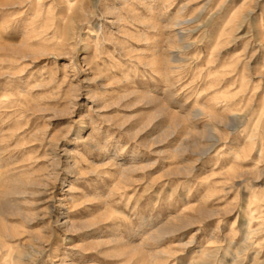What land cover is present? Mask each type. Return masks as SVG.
I'll list each match as a JSON object with an SVG mask.
<instances>
[{"label":"rangeland","instance_id":"rangeland-1","mask_svg":"<svg viewBox=\"0 0 264 264\" xmlns=\"http://www.w3.org/2000/svg\"><path fill=\"white\" fill-rule=\"evenodd\" d=\"M69 1L0 0V204L17 199L34 217L31 257L15 264H193L207 253L264 264V144L250 143L245 101L211 102L212 73L230 72L223 86L235 91L229 65L245 44L260 49L250 24L213 54L225 21L206 22L221 0H86L68 35L80 12ZM178 33L186 47L172 46ZM159 54L166 74L147 63ZM2 218L23 245L21 217ZM131 247L132 259L121 252Z\"/></svg>","mask_w":264,"mask_h":264},{"label":"bare ground","instance_id":"bare-ground-1","mask_svg":"<svg viewBox=\"0 0 264 264\" xmlns=\"http://www.w3.org/2000/svg\"><path fill=\"white\" fill-rule=\"evenodd\" d=\"M67 1H69V0H67ZM231 1H233V0H231ZM231 1L221 0L220 3L218 4V8L216 10H214V12L211 13L209 15V17L207 18V22H206L207 24H210L213 20H218V19L225 21V23L222 26L216 27V30L218 28L219 31L217 32V34L214 35V39H213L211 47H210L212 53L213 54L220 53L226 46H228V44L232 43L237 38L235 35L237 32L236 28L240 29V28L244 27L245 24H250V27H251L250 29H252L251 31L253 33V38H255L256 41L258 42V45H260L259 48L261 49V52H260V49H258V50H255V51H253V53L248 55L247 51H248L249 43L245 42L247 44H245V46H244V50H245L244 53L240 54L237 58L233 59V60H235L234 63L230 64L233 61L228 63V65L230 64L228 69L231 68V71H236V72L238 71L237 73L239 74L237 77L238 78L237 79L238 85L236 87L237 90H235V91H233L232 85L230 87L224 88L225 85H224L223 81L228 78L227 73H230V72L226 73L222 69L223 73L222 72L221 73L220 72L219 73L218 72L212 73L213 74L212 76L214 78V82H217L218 84H220L222 86L219 85V87L221 89L217 90L218 93L216 91V95L213 96V98L211 99V102L214 103L218 99H222L225 101L226 105H229L231 102H234V101H237V102L238 101H242V102L245 101V109L248 112H252L253 116L255 117L254 125L252 126V129L249 131L248 137L251 141L250 143H252V145H256L258 147L257 143H259L260 139H261V143L264 144V4H262L261 0H239L242 2L241 5L238 8L233 9L232 6H231V8L229 6V3L231 4ZM78 6H79L78 8H80V12H75L69 17V23L65 28L66 34H68V35L71 34L73 31H75L76 24L79 21H82L84 18H86V11H87V8L89 7L88 5H86V0H80ZM72 7H73V4L70 2L68 4V8H72ZM260 10H261V12H260ZM109 12H111V11H109ZM111 14H112V12H111ZM137 20H138V18H137ZM151 28H152V25H151ZM248 32H250V31H248ZM178 34H180L178 37V40L175 43H172V46L174 48L186 47L187 44H189V43H187V41H186V37L184 36L185 34H183V33H178ZM246 35H247V33H244L241 36H239L238 38L245 41L246 37H247ZM259 54H261V55H259ZM260 56H262L263 60H262V62L259 63ZM218 61H220V60H218ZM253 61L255 63L258 62V66L253 65L252 64ZM147 63H149L154 68H156L161 74H166L164 72H166L167 69L173 68L171 63L169 64V61H167L166 58H163L160 54L156 55L154 58H152L151 61H149ZM226 65H227V63H226ZM214 66H216V65H214ZM217 67H218V65H217ZM226 71H228V70L226 69ZM231 73H233V72H231ZM232 77H233V75H232ZM224 82H226V81H224ZM253 100L258 101L257 107H255L251 104V102ZM156 102H157V100H156ZM216 104H217V102H216ZM214 108H215V106H214ZM214 108H213V110L211 109V111H209V112L207 111L208 113L211 112L210 115H208V116L212 117V118H210L211 121L213 119L216 122H225L224 119L220 116L222 114H220L218 112L216 113L215 111L217 109H214ZM164 110L165 109L162 106L159 108L160 112L164 111ZM206 110H208V108ZM204 112H205V109H204ZM214 121H212V122H214ZM213 124H212V126H213ZM210 125H211V123H210ZM214 129H216V128H214ZM210 133H212L211 135H213V131H210ZM211 137H213V136H211ZM194 146H196V147L199 146L197 141H194ZM210 146L212 147L213 144ZM247 150H249V149H247ZM261 151L264 152L263 149ZM261 151L259 152V154L262 153ZM246 154H248V153H246V151L239 153L240 156H246ZM237 173H238V171L235 170V171H233L231 176H235V177L239 176V173L238 174ZM260 173H263V171ZM235 174H237V175H235ZM256 174L258 177H259V175L260 176L263 175V174H259V172H257ZM3 192H2V194H3ZM4 193H5V195H8V196L13 195V194L16 196V195H26L27 191L20 190L19 188H15V187H9L7 189V191H5ZM4 215H14V216L19 215L21 217V219L24 223V226H23L24 231L22 232V234L24 235V237L26 239V241L23 245L20 244L21 246L16 247L11 243V240L16 238V236L18 234H9L8 233L11 231L10 230L11 228L9 229V226L5 222H3L5 220V218L3 220L2 216H4ZM33 218H34L33 215L29 211L22 209V207L20 206V203L18 202L17 199H14L12 201L10 200L8 202H4V203L0 204V223L2 224V227H4V230H6V232L0 233V264L4 263L5 261H6V264H15L18 262H25V261L29 260V258L31 257V254H32L31 237L33 236V233L31 232L30 228H31V223L33 221ZM249 232H250V230L248 231V233ZM251 233H252V231L249 234H251ZM246 239H248V238H246ZM248 246H249V244L242 245L241 247L238 248V252L245 250ZM121 252H122V254H124L128 257H131L130 259H132L138 253V248H136V247L126 248V249H123ZM239 256L238 255L234 256V259L232 260V262L230 264H237L238 263L237 260H238ZM141 264H152V263L147 262V260H143V262ZM153 264H161V262L160 263H153ZM193 264H225V263L221 260L217 261L216 259L212 258L211 253H207L203 260H200V261L195 262Z\"/></svg>","mask_w":264,"mask_h":264}]
</instances>
